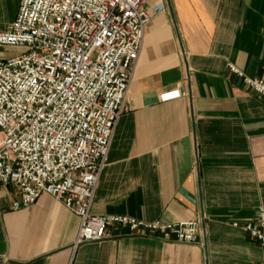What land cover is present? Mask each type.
<instances>
[{
    "label": "crops",
    "instance_id": "obj_1",
    "mask_svg": "<svg viewBox=\"0 0 264 264\" xmlns=\"http://www.w3.org/2000/svg\"><path fill=\"white\" fill-rule=\"evenodd\" d=\"M19 3L0 0V28ZM144 8L150 20L91 211L196 218L197 241L111 226L105 238L73 246L80 217L61 200L44 193L12 208L17 190L0 185V264H263L260 244L232 223L254 221L264 206V98L227 63L262 75L264 0H146Z\"/></svg>",
    "mask_w": 264,
    "mask_h": 264
},
{
    "label": "built area",
    "instance_id": "obj_2",
    "mask_svg": "<svg viewBox=\"0 0 264 264\" xmlns=\"http://www.w3.org/2000/svg\"><path fill=\"white\" fill-rule=\"evenodd\" d=\"M145 1L20 0L14 20L0 28V47L22 50L0 56V185L17 190L12 208L44 193L61 200L80 217L73 246L105 238L111 226L183 242H196L201 229L196 218L91 211L150 20ZM227 68L264 98V67L260 76L232 62ZM232 224L264 252V206L254 221Z\"/></svg>",
    "mask_w": 264,
    "mask_h": 264
},
{
    "label": "rangeland",
    "instance_id": "obj_3",
    "mask_svg": "<svg viewBox=\"0 0 264 264\" xmlns=\"http://www.w3.org/2000/svg\"><path fill=\"white\" fill-rule=\"evenodd\" d=\"M22 50L16 47H0V56H11L19 54Z\"/></svg>",
    "mask_w": 264,
    "mask_h": 264
}]
</instances>
